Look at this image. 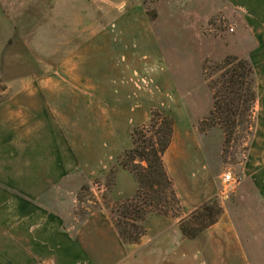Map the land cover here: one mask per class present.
<instances>
[{
	"label": "crops",
	"instance_id": "1",
	"mask_svg": "<svg viewBox=\"0 0 264 264\" xmlns=\"http://www.w3.org/2000/svg\"><path fill=\"white\" fill-rule=\"evenodd\" d=\"M162 38L132 6L94 26L55 71L34 76L0 105V264H264V243L224 206L218 222L193 240L182 236L179 219L152 214L140 243L124 245L105 210L78 218L69 212L75 199L62 209L46 201L58 190L76 194L110 168L111 199H130L137 184L117 158L130 149L131 130L160 109L173 120L163 163L184 214L217 199L216 175L194 132L208 113L195 116L182 105L191 91L172 74ZM242 58L255 73L260 135L252 134L243 177L264 210V158L254 154L264 149V42L253 41Z\"/></svg>",
	"mask_w": 264,
	"mask_h": 264
},
{
	"label": "rangeland",
	"instance_id": "2",
	"mask_svg": "<svg viewBox=\"0 0 264 264\" xmlns=\"http://www.w3.org/2000/svg\"><path fill=\"white\" fill-rule=\"evenodd\" d=\"M239 3L237 0H0V105L34 76L55 71L73 47L92 34L94 26L100 24L103 28L116 15L138 5L158 37H163V50L172 74L182 79L180 88L191 91L189 98L182 99V105H188L195 116L205 115L211 109V92L203 80L204 65L220 63L226 57L242 58L253 41L264 42V0H249L247 6L245 1ZM77 25L84 26L85 31L78 32ZM160 113L170 117L164 109ZM257 115L252 132L255 137L260 136ZM202 120L194 132L216 175L219 206L233 213L245 234L251 233L264 243L261 199L243 177L252 136L248 141L232 142L224 148L222 131L218 127L202 128ZM254 154L264 158V149ZM109 170L104 177L91 182L89 191L79 195V202L76 199L80 189L74 195L54 191L46 201L51 200L53 208L62 209L75 199L76 207L69 208V212L78 218L97 205L103 207L105 203L111 207L115 202L108 189ZM225 175L236 183L223 184ZM260 258L264 262V251Z\"/></svg>",
	"mask_w": 264,
	"mask_h": 264
},
{
	"label": "trees",
	"instance_id": "3",
	"mask_svg": "<svg viewBox=\"0 0 264 264\" xmlns=\"http://www.w3.org/2000/svg\"><path fill=\"white\" fill-rule=\"evenodd\" d=\"M202 75L211 92V109L201 122L202 128L218 127L224 137V148L232 142L248 141L255 126L257 98L256 78L250 62L226 57L220 63L204 65ZM172 133V118L158 111L150 113L145 125L133 128L131 147L119 155L117 167L131 174L137 190L130 199L115 202L111 207L105 203L103 207L97 205L92 210L103 209L108 213L124 245L140 243L148 215L179 219L182 236L193 240L216 224L222 214L216 199L184 214L163 163ZM115 172V169L109 171L108 189L113 185ZM85 191H89L88 185L80 188L78 202L79 195Z\"/></svg>",
	"mask_w": 264,
	"mask_h": 264
},
{
	"label": "built area",
	"instance_id": "4",
	"mask_svg": "<svg viewBox=\"0 0 264 264\" xmlns=\"http://www.w3.org/2000/svg\"><path fill=\"white\" fill-rule=\"evenodd\" d=\"M224 182L226 184H235L236 181L234 179H232V177L230 175H225L224 178H223Z\"/></svg>",
	"mask_w": 264,
	"mask_h": 264
}]
</instances>
